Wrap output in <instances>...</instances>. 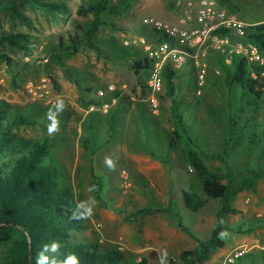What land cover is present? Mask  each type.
Here are the masks:
<instances>
[{
    "label": "rangeland",
    "instance_id": "374dc122",
    "mask_svg": "<svg viewBox=\"0 0 264 264\" xmlns=\"http://www.w3.org/2000/svg\"><path fill=\"white\" fill-rule=\"evenodd\" d=\"M64 1L72 11L68 19L35 9L27 2L20 7L25 22L12 17L7 9H0V32H27L32 44L28 52L6 49L14 60V69L21 71L17 85L12 82L13 67L0 63V99L36 119L33 124L14 126L12 132L25 141L50 137V150L57 158L61 179L75 192L78 204L90 198L97 201L93 216L85 221L86 227L73 232L70 239L73 243L96 244L101 250L118 249L136 264L144 258L146 264H160L165 251L170 258L195 249L199 242L179 230L167 213L148 215L134 222L125 219L141 207L167 206L172 198L185 222L198 237L207 240L212 236L221 207L219 199L197 188L206 205L196 212L186 208L183 191L190 190L194 177L180 154L168 147L171 98L165 86L155 93L149 90L150 69L138 75L132 68L136 59L146 55L141 38L157 36L146 19L161 18L162 10L176 14L179 11L176 0H133L122 15L104 12L102 19L115 27L103 25L94 35L103 54L99 55L83 42L76 54L64 58L65 66H62L55 53L60 51L61 43L70 42L80 32L78 24L88 25L94 20L92 13L78 15L77 10L95 0ZM216 1L247 27L264 21V0ZM117 3L118 0H110V5ZM200 3L201 0H185L184 6L192 15ZM172 23L181 24L182 20ZM208 51L204 82L201 84L199 77L203 68L190 58L177 70L176 95L193 136L205 150L218 153L228 149L232 163L242 169L251 154L244 150L245 146L233 148L229 141V119L244 106L241 125L250 117L253 118L251 130L262 131L264 102L258 113L251 112L238 85L232 89L220 81L224 75L222 54ZM67 68L81 81L83 92L70 80ZM217 70L221 73H216ZM153 95L158 98V110L149 103ZM58 98L64 101L63 112L55 107ZM92 102L99 105H89ZM50 110L59 121L58 131L52 134L48 131ZM107 158L115 162L114 169L107 167ZM208 164L212 169L222 167L216 159L208 160ZM98 182L102 185L100 195ZM90 186L96 190L88 191ZM232 204L239 212L228 215L227 225L238 229L245 224L244 230L251 226L253 230L229 232L224 246L214 250L203 264L264 261V179L259 181L257 191L239 193ZM18 242L16 234L0 229V264H23ZM250 254L257 256V260L248 263L246 257ZM229 258L235 261L229 263Z\"/></svg>",
    "mask_w": 264,
    "mask_h": 264
},
{
    "label": "trees",
    "instance_id": "16d2710c",
    "mask_svg": "<svg viewBox=\"0 0 264 264\" xmlns=\"http://www.w3.org/2000/svg\"><path fill=\"white\" fill-rule=\"evenodd\" d=\"M132 1L118 0L116 5H110V0H95L87 6L81 5L77 14L92 13L94 20L88 25L78 24L80 32H76L70 42L60 44V51L55 53V58L65 66L64 58L76 54L83 42L102 55L103 50L94 41V35L103 25L115 27L102 19L103 13L108 11L113 15H122L131 7ZM24 2L45 13L58 15L62 19H68L72 15L71 8L64 0H0V9H7L12 17L23 21L25 17L20 7ZM247 38L254 42L264 55V21L249 25ZM30 43V34L27 32H0V63L6 62L13 67L11 69L13 85H17L21 71L14 69V60L6 49L28 52L32 47ZM151 64L152 61L145 55L144 58L136 59L132 68L139 75L143 70L150 69ZM222 69L224 75L218 81L225 82L232 89L238 85L241 89L240 95L247 99V108L253 113H258L264 102V78L254 77L252 72L258 71L259 68L250 66L245 58L238 57L234 58L231 65L223 62ZM67 73L70 80L83 92L81 81L68 68ZM162 75L166 94L172 101L170 119L172 128L167 132L168 147L180 154L184 164L192 169L194 177L190 183V190L183 191L184 204L187 209L194 212L202 209L207 201L196 192V189L200 188L207 195L219 199L221 207L217 213L212 236L207 240L195 234L172 198L167 206L141 207L125 216V219L134 222L148 215L167 213L179 230L199 242L195 249L184 250L178 257L168 258V264H203L214 250L224 246L225 239L218 238L221 231L241 233L253 230L252 226L244 230L242 227L245 224L238 226V229L229 226L226 219L228 215L239 212L232 204L233 199L243 191H257L259 181L264 179V130H251L253 118L250 117L241 125L242 112L246 110L244 106L239 107L237 113L230 117V143L234 149L245 146L244 150L251 154L244 167L237 169L232 163V154L228 149L210 153L199 143V139L193 136L176 95L178 72L166 67ZM81 99L85 102L83 97ZM198 101L200 102L199 99ZM89 105L99 104L92 102ZM34 122L35 118L13 108L7 100L0 99V229H7L18 236L19 259L23 264H35V259L45 244L59 241V252L50 255L61 262L74 254L79 258V264H136L128 260L118 249L101 250L96 244H76L70 240L74 231L86 227L87 219L72 218L78 205L77 196L61 179L57 158L50 150L51 138L25 141L12 132L14 126ZM211 159L219 160L222 167L212 169L208 164V160ZM101 191L102 185L98 182V195ZM246 258L248 263L253 262V259L257 260V256L253 257V254ZM258 262L264 263L260 260ZM146 263L147 260L144 258L140 264Z\"/></svg>",
    "mask_w": 264,
    "mask_h": 264
},
{
    "label": "built area",
    "instance_id": "2783aa9c",
    "mask_svg": "<svg viewBox=\"0 0 264 264\" xmlns=\"http://www.w3.org/2000/svg\"><path fill=\"white\" fill-rule=\"evenodd\" d=\"M184 2L176 0L175 3L182 6ZM189 5L192 3L189 2ZM185 14L181 24H172L159 17L146 19V24L160 36L156 42H151L146 37L141 38L146 55L152 61L148 80L149 90L155 93L165 86L162 73L166 67L177 71L182 69L190 58L203 68L199 75L202 84L208 65L209 49L222 54V59L227 65H231L234 58H245L250 66L259 68L258 71L253 70V76L264 78V55L259 47L247 38L246 24L225 6L216 0H201L192 15L188 12ZM216 73L221 72L217 70ZM149 103L155 110L159 109L156 95L149 98ZM123 174L128 178L125 170ZM228 260L229 263L235 261L234 258Z\"/></svg>",
    "mask_w": 264,
    "mask_h": 264
},
{
    "label": "clouds",
    "instance_id": "9594fccd",
    "mask_svg": "<svg viewBox=\"0 0 264 264\" xmlns=\"http://www.w3.org/2000/svg\"><path fill=\"white\" fill-rule=\"evenodd\" d=\"M55 107L58 112H63L65 108L64 101L62 99H57V103ZM48 120L51 122L48 126L49 134H52L58 131L59 121L55 119L51 110L47 114ZM107 167L109 169L115 168V162L111 158H107L105 161ZM95 186H90L88 191H95ZM97 204V201L94 198H90L89 200L82 201L76 206V210L73 212L72 218L76 220L88 219L93 216L94 209ZM223 224V221H221ZM227 231H221L219 233L218 238L224 240L228 237ZM60 249V242L53 241L50 244H45L38 256L35 259V264H79V258L76 255L67 256L63 262L59 261L55 256H51V253H58ZM160 264H168V253L165 251L163 256L161 257Z\"/></svg>",
    "mask_w": 264,
    "mask_h": 264
},
{
    "label": "crops",
    "instance_id": "0c3cea01",
    "mask_svg": "<svg viewBox=\"0 0 264 264\" xmlns=\"http://www.w3.org/2000/svg\"><path fill=\"white\" fill-rule=\"evenodd\" d=\"M184 4H185V2H184ZM184 4L182 6H177V8L179 9V11H176V14H171L167 10L160 11V14L159 15H160L161 19H163V20H165V21H167L169 23L178 21V20H180V18L182 20L184 13L187 12L186 11L187 8H185ZM261 22H263V21H261ZM172 24H175V23H172ZM152 31H154V30H152ZM146 38L149 41H151V42H156V41H158L160 39V36L157 34L156 37H150V35H149V37H146ZM197 100H198V98H197ZM149 163H152V162L149 161Z\"/></svg>",
    "mask_w": 264,
    "mask_h": 264
}]
</instances>
